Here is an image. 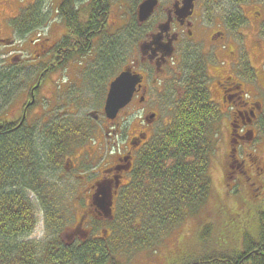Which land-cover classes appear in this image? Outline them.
<instances>
[{"label": "flooded vegetation", "instance_id": "obj_1", "mask_svg": "<svg viewBox=\"0 0 264 264\" xmlns=\"http://www.w3.org/2000/svg\"><path fill=\"white\" fill-rule=\"evenodd\" d=\"M88 1L92 2V0ZM142 1L145 0L138 3L129 18V36H137V43L131 50L134 52L133 56L131 55V62L124 68L133 75L139 76L140 83L135 86L130 103L118 113L119 115L125 109H134L133 113L137 114L142 121L138 126H133L131 133L126 131L124 134V130L118 127L114 130L113 127L117 119L108 121L111 128L103 126L104 129H100L103 137H109L110 132L113 138L110 142L113 146L108 149L107 153L110 154V162L107 163L108 167L106 166L101 171L97 180L94 181L93 178L90 180V184H83L81 196L87 193L92 198L97 193V186L101 185V187L111 189L114 200L123 185V180L128 178L138 153L157 135L160 127L164 126V119L167 117L163 119V114L174 116L180 102L192 90L193 84L197 80L194 79L196 75L203 74V86L208 97L213 104L219 107H217L219 115L226 118L225 130L222 129V132H217L212 137L218 139L225 131L226 140H223L222 137L218 139V141H224L222 142V166L229 175L228 179L238 181L244 188L246 185L248 188L250 185H254L255 189L247 190V196L240 197L239 202L234 205L242 211V219L240 225L237 226V239L226 244L222 241V236L216 233L215 228L213 230L211 228L216 220L221 218L222 212L229 213V204H227L228 206L223 204L220 209L208 212H205L206 208L204 207L197 212L195 211L198 208H194L189 217L191 220H195L199 227H204L207 221L206 217L214 213V219H211L212 225L204 229L202 236L207 244L196 246V244L189 245L187 243L186 250L179 248L177 251L168 250L166 259L162 257L163 260L158 264H264V192L259 191L264 188L261 183V178L264 177V158L254 154L251 150L252 140H259V135L263 131L264 105L263 100H258L261 95L257 92L250 99L245 91L244 83L236 80L235 76L225 75L222 71V66L225 64L221 58L227 50H232L233 46L225 33L226 26L223 23L214 26L205 19L204 0H194L191 4H188L186 0H156V7L150 16L146 21L140 22L138 7ZM63 2L64 0H60L54 12L66 28V21L60 17L59 11ZM34 3L35 0L32 3L33 6H35ZM1 5L14 9L13 14L4 12ZM236 6L239 14L235 13V16L240 17L244 22L240 27L244 24L249 26L253 21L258 22L256 39L253 44L258 49V45L262 43L258 39L263 38L264 34V15L262 14V17L259 18L260 13L255 10L260 7V3L247 1L236 3ZM0 7L2 9L0 46L6 49L16 47L19 49L15 52L16 54H26L29 50L39 52L38 55L44 58L42 64L46 71L45 77L48 79V75L54 74L64 64V55L62 54L65 50L57 48L59 42L52 44L46 37L31 40L32 45L21 41L17 46L15 38L32 37L40 27L33 26V14H28L27 17L23 15V7L17 5V0H0ZM48 13L49 9L43 7V14L48 16ZM5 17H9V23ZM66 35L67 32L62 37ZM229 54L232 56L233 52H229ZM15 58L18 60L17 64L23 66L26 64L24 62L26 58L19 55H16ZM231 58L235 60L234 55ZM238 62L237 60V63H230L229 67L237 65ZM248 71L256 81L257 79L264 81L263 75L259 79V74H256L252 68H249ZM210 73H213L214 77H208ZM208 80L213 81L211 89L208 88ZM110 83L106 84L104 101ZM37 87H34L36 93L34 90L30 92L36 100L42 87L41 82L40 87ZM259 88L264 96L262 83ZM27 102L28 97L14 120L17 121V127L31 129L29 118L34 107H27ZM91 116L95 121L104 117L102 111L92 112ZM256 129L261 131L258 130V135L255 133ZM43 130L47 131L46 128ZM119 138L120 140H118ZM107 154L99 157L95 155L93 158L92 152L85 166L89 167L98 159L105 163ZM69 161V165L64 166L65 174H72L73 170L77 169L73 162ZM72 176L77 180L86 179L84 172L83 175L72 174ZM249 181H252L251 184L248 183ZM227 196L228 200L225 197L224 203L231 201L230 196ZM247 201H251L257 206H246ZM88 208L93 217L104 218V215L92 204ZM229 215L232 217L231 219H234V214ZM82 220L80 221L82 222ZM209 236L211 239H208ZM77 241L79 240L71 238L67 245L75 244Z\"/></svg>", "mask_w": 264, "mask_h": 264}, {"label": "trees", "instance_id": "obj_2", "mask_svg": "<svg viewBox=\"0 0 264 264\" xmlns=\"http://www.w3.org/2000/svg\"><path fill=\"white\" fill-rule=\"evenodd\" d=\"M247 1L264 4V0H233ZM86 3L79 10L78 0H64L59 7L68 31L57 47L65 50L63 63L89 53L108 28L110 0ZM28 9L23 15L33 14L35 28L46 22L39 0ZM242 23L240 18L236 21L239 26ZM102 42L100 56L107 64L109 58L114 60L118 42ZM41 73L43 84L45 69ZM17 74L0 69V111L14 93L12 84ZM194 79L192 90L180 102L172 121L138 153L127 183L114 197L112 219H103L108 235L89 236L69 246L54 239L44 247L45 260L41 262L36 246L25 241L37 223L29 195L43 210L50 233L57 234L63 219L57 210L58 189L51 182L52 173L61 170L65 149L78 130L64 122H52L47 131L39 133L34 128L17 127L14 119L0 120V264H105L120 250L150 248L174 233L184 220V211L197 208L211 190L208 171L215 146L212 129L220 115L205 91L203 74ZM249 79L254 77L250 75ZM221 170L223 180L229 181L222 162Z\"/></svg>", "mask_w": 264, "mask_h": 264}, {"label": "rangeland", "instance_id": "obj_3", "mask_svg": "<svg viewBox=\"0 0 264 264\" xmlns=\"http://www.w3.org/2000/svg\"><path fill=\"white\" fill-rule=\"evenodd\" d=\"M39 1L42 3V7L49 9L47 20L35 31L32 37L15 38L14 41L18 43L17 46L20 45L21 41H26L29 45H32L33 43H31V40L40 37H46L52 44H57L62 40V36L68 32L64 23L61 22L54 12L60 0ZM140 1L141 0H110V5L108 6V28L102 34L101 38L92 45L89 53L75 55L74 58L62 64L54 74L51 73L48 75V79H45L37 95V105L34 106L29 118V124L32 128L40 132L52 122H64L73 126L76 131L78 130V135L72 137L75 140H72V143L65 149L61 161V170L52 173L53 178L51 182L57 184L58 189V193H55V201L58 206L57 210L60 212V216L63 219V223L59 228L60 231L57 234L50 233L49 227L45 225L46 221L43 210L41 211L39 208L36 198L32 194L29 195V200L36 209L37 223L35 229L25 241H29L36 246L37 257L40 262L45 260L43 258L44 247L54 239H57L62 244H69V239L71 238H75L79 240L77 242H80L89 236L97 238L108 235L107 232H109V230L104 227V220L102 218L93 217L90 213L88 207H91L92 198L87 193L81 196L80 192H82L83 184H90V180L93 178L94 181L97 180L101 171L104 170L106 166L108 167L107 163L110 162V154L107 153L108 149L113 146L110 143L113 138L110 132L109 137H103L100 129L103 128V126L111 128V125L105 117H100L97 121H94L91 119V114L92 112H103V96L106 91V84L110 83L132 60L134 52L131 50L137 43V36H129V18L131 12L137 7ZM232 1L233 0H204V17L214 26L223 23L226 26L225 33L232 43L233 49L227 50L221 58L225 64L222 66L224 74L235 76L236 80L243 82L245 91L250 99L258 92L262 96H260L258 100H263L264 105V96L259 88L261 87V80L258 81L257 79L256 81L255 78L250 80L248 71L249 68H252L256 74H259V79H261V75H264V34L263 38L258 39V41L261 40L262 43L258 45L257 49L253 44L256 39L255 34L258 22H251L249 25L250 27L248 24H244L242 27L237 25L236 21L239 20L240 17L235 16V13L239 14V10L236 3ZM33 2L34 0H17V5H22L24 11L25 9L29 10L28 8L33 6ZM86 2L88 1L78 0L79 6L77 5V7L79 10L82 8V5H87ZM2 7L3 11L7 14H13L14 9L5 6ZM255 10L260 13L259 18H261L262 14L264 15V4H260V7ZM1 11L2 9L0 7V14ZM4 16L7 17L8 15ZM81 17L83 18V16ZM6 20L9 23V17L6 18ZM106 39L117 40L118 42L115 58L114 60H112V57L109 58V61H107L108 65L103 64L105 60H102L100 56V53L104 49L101 48V46H103L102 40ZM17 50L19 49L16 47L6 49L0 46V69L13 70L18 73L16 82L12 84V86H14V93L0 111V120L3 121H9L18 116L25 99L29 97L30 87L35 84L39 74H42L41 71L44 69V65L42 64L44 58L38 55L39 52H31L29 50L26 54H16L15 52ZM229 52H233L235 60L231 58L233 55L231 56ZM16 55L24 59L26 58V60H24L26 63L24 66L16 63L18 62L15 58ZM237 60L239 61L237 65L235 64V66L229 67L230 63H237ZM218 63L220 62L218 61ZM222 71H220V73H222ZM209 76L212 78L214 74L210 73L208 77ZM207 83L208 88L211 89L213 81L208 80ZM133 111L134 109H125L121 112L113 127L114 130L118 127L124 130V134L126 131L131 133L133 126H138L139 122L142 121ZM163 119L164 126H161L160 129L165 128L172 121L173 115L169 116L163 114ZM225 128L226 118L219 116V118L213 122L212 132H214V134L212 133V135L214 136L217 132H222V129L225 130ZM258 130L261 132L260 129ZM258 130L256 129L255 131L257 135ZM261 133L262 134L259 135V140H252L253 144L251 150L254 154L264 158V132L262 131ZM220 137L226 140L225 131L218 139ZM218 139H211L215 145L213 146L214 153L211 154L208 171L211 190L208 197L203 200L204 202L195 206L198 208L195 212L202 209V207L206 208L205 212H208L210 210L220 209L223 204L226 206L229 204V213L222 212L221 218L217 219L213 225L211 219H214V213H211L206 217L207 221L204 224L205 226L199 227L195 220H191V217H189L190 213L193 211L187 208L184 211L185 217L183 222L169 237L166 239L164 238L153 247L145 248L140 251L120 250L112 254L105 264H158V262L163 260L162 257L166 259L168 250L171 251L174 249L177 251L178 248L180 250H186L188 244H196V246L207 244L202 236L204 229L210 225H212V230L215 228L216 233L222 236V241L224 243L227 244L237 239V226L240 225L242 211L234 207V205L239 202L240 197L243 198L246 190H254L255 186L250 185V188H248V185H246V188H244L238 181H234L233 179L229 181L223 180L221 159L223 153L222 142L224 141H218ZM118 140H120V138ZM92 152L93 158L95 155L99 157L107 154L105 163L98 159L94 163L91 162L92 164L89 167L85 166ZM69 160H71L74 167L77 168L73 170L72 174L83 175L84 172L86 179L77 180L71 173L65 174L64 166L69 165ZM66 162L67 164H65ZM127 181L128 178L124 179L122 184H126ZM251 182L252 181H249L248 183L251 184ZM261 183L264 185V177L261 178ZM232 184L233 186L231 187ZM259 191L264 192V188ZM226 194L231 198V201H228V203H224L225 197L228 200ZM246 206L254 207L257 206V204L247 201ZM229 214H234V219H231L232 217ZM81 219H83L82 222L80 221ZM93 221L95 222L94 224L92 223ZM208 239H211V237L209 236Z\"/></svg>", "mask_w": 264, "mask_h": 264}, {"label": "water", "instance_id": "obj_4", "mask_svg": "<svg viewBox=\"0 0 264 264\" xmlns=\"http://www.w3.org/2000/svg\"><path fill=\"white\" fill-rule=\"evenodd\" d=\"M193 1L194 0H186L188 4H191ZM187 3H185V5H187ZM156 4V0H145L139 5L138 19L140 22L146 21L156 7ZM138 83H140V77L133 75L129 70H125L110 84L104 105V115L108 120L113 121L116 119L119 111L130 103L134 88ZM33 103L34 99L32 97L27 107ZM96 192L97 193L93 196V204L102 212L104 217L110 218L113 205L111 189L99 185L97 186Z\"/></svg>", "mask_w": 264, "mask_h": 264}]
</instances>
